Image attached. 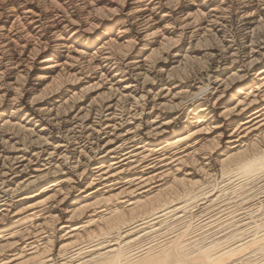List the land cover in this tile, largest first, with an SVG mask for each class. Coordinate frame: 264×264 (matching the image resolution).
Returning <instances> with one entry per match:
<instances>
[{"label": "bare ground", "instance_id": "1", "mask_svg": "<svg viewBox=\"0 0 264 264\" xmlns=\"http://www.w3.org/2000/svg\"><path fill=\"white\" fill-rule=\"evenodd\" d=\"M0 264H264V0H0Z\"/></svg>", "mask_w": 264, "mask_h": 264}]
</instances>
